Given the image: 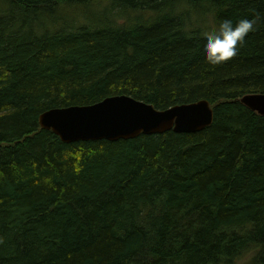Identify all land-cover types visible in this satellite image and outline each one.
<instances>
[{
    "label": "trees",
    "instance_id": "1",
    "mask_svg": "<svg viewBox=\"0 0 264 264\" xmlns=\"http://www.w3.org/2000/svg\"><path fill=\"white\" fill-rule=\"evenodd\" d=\"M243 18L256 30L238 54L207 64L201 33ZM255 93L264 0H0V264H264V115L241 102ZM117 95L207 100L214 120L73 143L40 126Z\"/></svg>",
    "mask_w": 264,
    "mask_h": 264
},
{
    "label": "water",
    "instance_id": "2",
    "mask_svg": "<svg viewBox=\"0 0 264 264\" xmlns=\"http://www.w3.org/2000/svg\"><path fill=\"white\" fill-rule=\"evenodd\" d=\"M241 102L264 115V93L247 94ZM213 120L214 112L207 100L160 110L127 95L111 96L92 105L53 108L39 116L40 126L52 130L65 143L128 140L171 130L195 133Z\"/></svg>",
    "mask_w": 264,
    "mask_h": 264
},
{
    "label": "clouds",
    "instance_id": "3",
    "mask_svg": "<svg viewBox=\"0 0 264 264\" xmlns=\"http://www.w3.org/2000/svg\"><path fill=\"white\" fill-rule=\"evenodd\" d=\"M255 25V19L243 18L235 23L224 19L215 28L202 32V53L206 63L218 66L234 58L249 33L256 30Z\"/></svg>",
    "mask_w": 264,
    "mask_h": 264
},
{
    "label": "rangeland",
    "instance_id": "4",
    "mask_svg": "<svg viewBox=\"0 0 264 264\" xmlns=\"http://www.w3.org/2000/svg\"><path fill=\"white\" fill-rule=\"evenodd\" d=\"M72 13L73 14H71V13H69L68 12V15L69 16H73V17H77V16H75L74 14L76 13V11H72ZM74 19V18H73ZM72 20V19H71ZM76 20H74V22H75ZM252 255H254V253H248V254H245L243 257H242V259H240V260H238L235 264H247V262H248V260H249V258L252 256Z\"/></svg>",
    "mask_w": 264,
    "mask_h": 264
}]
</instances>
